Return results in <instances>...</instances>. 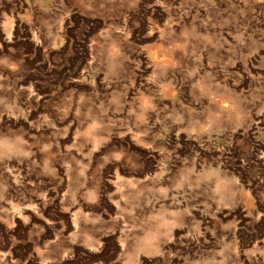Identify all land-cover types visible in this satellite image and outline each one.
Masks as SVG:
<instances>
[{
    "label": "rangeland",
    "instance_id": "obj_1",
    "mask_svg": "<svg viewBox=\"0 0 264 264\" xmlns=\"http://www.w3.org/2000/svg\"><path fill=\"white\" fill-rule=\"evenodd\" d=\"M9 237L10 264H264V0H0Z\"/></svg>",
    "mask_w": 264,
    "mask_h": 264
},
{
    "label": "crops",
    "instance_id": "obj_2",
    "mask_svg": "<svg viewBox=\"0 0 264 264\" xmlns=\"http://www.w3.org/2000/svg\"><path fill=\"white\" fill-rule=\"evenodd\" d=\"M224 105L226 103H223ZM225 194V192L223 193ZM53 236H56V233H53ZM52 236V237H53ZM54 238V237H53ZM9 240L11 241L9 252H3L0 253V257H2L1 264H10L16 261L13 249L15 246V242L13 241V238L9 237ZM55 240H57L55 238ZM63 243H65V239L62 238L61 240ZM72 243V244H71ZM55 242L49 241L47 242L43 248L40 249L39 253L36 251V249H33L31 251V254L28 256V264H41L42 262H45L44 264H70L71 260L75 261L76 257L73 255L75 254L74 247L77 243L74 244V242H67L65 244H59L57 247H54ZM75 245V246H74ZM82 245L83 249H86L87 251L91 252L94 250L95 244H92L94 247H90L87 245ZM97 247V246H96ZM73 253V254H72ZM69 256V257H68ZM77 261V260H76ZM99 260H87L84 264H99ZM76 264H83V260L75 262ZM102 264H108L107 262H104Z\"/></svg>",
    "mask_w": 264,
    "mask_h": 264
},
{
    "label": "bare ground",
    "instance_id": "obj_3",
    "mask_svg": "<svg viewBox=\"0 0 264 264\" xmlns=\"http://www.w3.org/2000/svg\"><path fill=\"white\" fill-rule=\"evenodd\" d=\"M64 24V23H63Z\"/></svg>",
    "mask_w": 264,
    "mask_h": 264
}]
</instances>
